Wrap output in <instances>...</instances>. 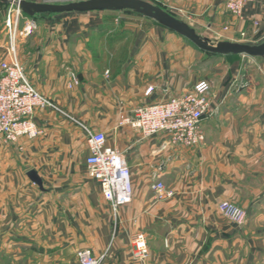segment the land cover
I'll return each mask as SVG.
<instances>
[{"label":"crops","instance_id":"obj_1","mask_svg":"<svg viewBox=\"0 0 264 264\" xmlns=\"http://www.w3.org/2000/svg\"><path fill=\"white\" fill-rule=\"evenodd\" d=\"M146 1L212 40L264 41V0L240 16L226 0ZM123 11L36 15V29L18 39L27 76L61 111L37 109L42 135L0 145V264H79L81 249L103 256L99 264H264V58L211 54ZM7 16L0 9V77ZM201 80L211 84L215 111L202 121L201 144L143 138L124 122L136 107ZM85 128L104 132L130 165L129 203L115 208L89 173ZM155 179L163 191L151 188ZM223 201L246 221L222 212Z\"/></svg>","mask_w":264,"mask_h":264},{"label":"built area","instance_id":"obj_2","mask_svg":"<svg viewBox=\"0 0 264 264\" xmlns=\"http://www.w3.org/2000/svg\"><path fill=\"white\" fill-rule=\"evenodd\" d=\"M21 0H10L12 12H15V25L12 32L11 16L8 15L7 26L10 27L12 42L7 47V56L1 61L2 75L0 77V145L17 143L21 138H38L44 133V128L34 119L35 111L39 108L52 110L61 109L51 97L41 92L27 76L16 50L18 35H28L36 29V23L24 15L19 6ZM49 2H68L71 0H43ZM261 0H226L227 9L234 15L240 16L250 3ZM20 18H25L26 25L22 32L18 30ZM19 33V34H18ZM14 35V36H13ZM77 81V77H73ZM211 84L208 80L197 82L194 87L162 101H152L136 107L124 119L143 138L158 134H167L175 145L196 146L204 139L202 121L206 116H212L208 93ZM154 90L149 86L146 93ZM86 139L90 149L87 158L89 173L101 184L104 196L115 208L125 205L133 197V180L130 165L122 153L107 144V136L102 131L85 128ZM151 188L161 192L165 188L163 181L154 180ZM173 193L169 192L171 196ZM220 210L242 224L246 221L247 213L230 201H223ZM136 248L143 256L148 255L146 236L137 233ZM79 264H99L102 257L93 255L90 249L77 252Z\"/></svg>","mask_w":264,"mask_h":264},{"label":"water","instance_id":"obj_3","mask_svg":"<svg viewBox=\"0 0 264 264\" xmlns=\"http://www.w3.org/2000/svg\"><path fill=\"white\" fill-rule=\"evenodd\" d=\"M0 1L10 4V0ZM19 6L22 13L28 17L48 13L132 10L178 33L203 51L216 55L234 54L264 58V41L258 44L229 40L214 42L208 37L201 36L189 23L146 0H71L64 3L21 0ZM28 176L40 187L43 186L42 179L36 170H30Z\"/></svg>","mask_w":264,"mask_h":264},{"label":"rangeland","instance_id":"obj_4","mask_svg":"<svg viewBox=\"0 0 264 264\" xmlns=\"http://www.w3.org/2000/svg\"><path fill=\"white\" fill-rule=\"evenodd\" d=\"M75 1V0H74ZM77 1V0H76ZM67 2V1H66ZM59 3H64V2H59ZM153 4V3H152ZM0 9L1 10H3V13H5V14H7V15H9V16H11V22H10V24L12 25V32H13V29H14V25H15V21H14V16H15V12H12L11 10H12V7L10 6V4H6V3H4V2H2V1H0ZM123 13L124 14H133V15H139V14H137V12H135V11H132V10H124L123 11ZM25 15V14H24ZM7 19H8V16H7ZM7 19L4 21V24H3V26H4V28L6 29V31H7V41H6V47H11V45L13 44V40H12V36H11V31H10V27H8L7 26ZM154 21V20H153ZM26 25V20H25V18H20V20H19V23H18V30L20 31V32H22L23 31V29H24V26ZM19 34V33H18ZM14 36V35H13ZM24 35H18L17 36V39H16V42H15V44H16V50H17V44H18V39H19V37H23ZM201 36H203V35H201ZM205 37V36H204ZM212 40V39H211ZM212 41H214V42H217L218 40H212ZM220 41H223V40H220ZM239 42H242V41H239ZM242 43H250V42H242ZM252 44H258V43H252ZM247 57V56H246Z\"/></svg>","mask_w":264,"mask_h":264},{"label":"trees","instance_id":"obj_5","mask_svg":"<svg viewBox=\"0 0 264 264\" xmlns=\"http://www.w3.org/2000/svg\"><path fill=\"white\" fill-rule=\"evenodd\" d=\"M35 17V16H34ZM191 43V42H190ZM194 45V44H193ZM210 53V52H209ZM212 54V53H211Z\"/></svg>","mask_w":264,"mask_h":264}]
</instances>
